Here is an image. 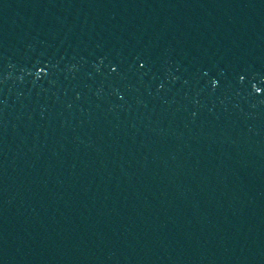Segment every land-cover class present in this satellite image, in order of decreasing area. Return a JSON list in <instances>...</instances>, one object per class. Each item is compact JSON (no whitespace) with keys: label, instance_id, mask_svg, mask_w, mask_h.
I'll list each match as a JSON object with an SVG mask.
<instances>
[{"label":"water","instance_id":"1","mask_svg":"<svg viewBox=\"0 0 264 264\" xmlns=\"http://www.w3.org/2000/svg\"><path fill=\"white\" fill-rule=\"evenodd\" d=\"M0 264H264V0H0Z\"/></svg>","mask_w":264,"mask_h":264}]
</instances>
